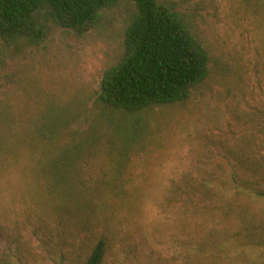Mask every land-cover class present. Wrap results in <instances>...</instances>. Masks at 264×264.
I'll list each match as a JSON object with an SVG mask.
<instances>
[{"label": "rangeland", "instance_id": "rangeland-1", "mask_svg": "<svg viewBox=\"0 0 264 264\" xmlns=\"http://www.w3.org/2000/svg\"><path fill=\"white\" fill-rule=\"evenodd\" d=\"M159 2L210 56L182 103L99 99L135 0L84 34L43 7L36 35H0V264H85L101 239L103 264H264V201L233 189L263 181L264 0ZM68 178L76 195L45 191Z\"/></svg>", "mask_w": 264, "mask_h": 264}, {"label": "trees", "instance_id": "trees-1", "mask_svg": "<svg viewBox=\"0 0 264 264\" xmlns=\"http://www.w3.org/2000/svg\"><path fill=\"white\" fill-rule=\"evenodd\" d=\"M118 1L0 0V35L4 38L36 35L35 14L43 7H49L63 27L84 34L100 23L105 8ZM135 1L138 12L126 31L125 54L105 72L99 99L110 107L127 112L188 101L193 89L209 76L208 50L174 7L159 0ZM43 117L48 118L47 115ZM5 124L1 123L0 129ZM40 128L45 135L48 127L43 125ZM44 172L56 177L50 171ZM257 172L262 173L263 181L239 180L233 189L236 193L264 201V169L258 167ZM70 180L68 178L61 185L62 180L52 179L46 183L45 191L64 201L67 194L76 195ZM205 187H210V183L206 182ZM257 246L264 247V244ZM105 254L106 242L101 239L85 264H103Z\"/></svg>", "mask_w": 264, "mask_h": 264}]
</instances>
